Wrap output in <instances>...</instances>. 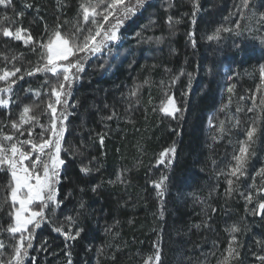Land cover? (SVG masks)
I'll return each mask as SVG.
<instances>
[{"label":"trees","instance_id":"16d2710c","mask_svg":"<svg viewBox=\"0 0 264 264\" xmlns=\"http://www.w3.org/2000/svg\"><path fill=\"white\" fill-rule=\"evenodd\" d=\"M82 2L12 0L9 8L24 13L23 16L14 13L13 21L22 22L23 29L31 32L34 41L46 42L47 36L57 25H61L62 33L74 30L78 20L82 21ZM218 3L222 7L227 5L224 0ZM28 4L32 7H25ZM197 4L201 13L206 0H145L136 15L129 17L119 27V39L110 42L101 52L88 56L78 78L70 86L65 84L61 90L70 94L62 96L61 104L56 108L59 114L64 112L67 116L68 131L64 141L72 140L74 146H69L72 151L63 154L64 167L58 174V183L54 185L56 202L54 206L49 205V209H44L48 219L41 222L40 229L29 227L33 247L28 250L24 264H69V261L71 264H136L151 247L155 253L159 248L160 255L165 257L159 264H174L171 257L178 253V245L184 255L189 256L187 259H190L189 245L191 243L196 247L199 240L195 237L196 231H189V222L200 218L195 210L190 209V190L203 188L201 183L208 180L211 163L221 161L222 151L217 146L213 148L207 145L208 124L212 119V107L220 99L218 87L222 75V71L215 72L213 68L210 71L205 58L207 47H204L203 18L211 14L213 16V13H206L195 22V31L193 35L189 34L190 37L187 36V21L176 23L171 20L169 23L168 12L174 6L173 11L177 13L184 8L185 11L191 10V5ZM154 18L157 19V25L152 30L160 32L155 33L149 41L145 39L148 35L142 30L148 28ZM0 27L13 30L8 24ZM145 45L148 48L143 49ZM18 46L14 40L4 37L0 32L1 69L11 66V70L19 67L21 72H25L38 64L43 66L46 62V58L41 59L40 54L44 50L39 47L32 52L33 60L29 57L17 58L14 48ZM241 51L247 60L256 58L264 65L256 49L245 45L239 53ZM76 59L78 57L69 58L70 61ZM234 60H222L221 70L229 68V72L234 73ZM190 63L195 78L189 100L180 107L182 113L177 116L180 123L176 127L171 123V127L167 128L164 119L153 110L158 96L156 86L167 70L166 79L176 89L180 83L185 82ZM24 77L27 83L43 88L40 99L31 104V112L39 117L38 123L45 124V127H34L32 139H41V133L43 139H47L51 112L47 104L55 100L52 87L57 85V77L43 71L31 76L25 74ZM126 83L138 89L135 97L141 95L146 106L143 111H135L132 121L123 122L126 118L124 106L117 92ZM144 114L148 115L144 117ZM163 116L169 118L165 114ZM108 117H112L110 121ZM15 119L14 109H11L10 115L3 112L0 115V128L4 127V132L14 135V131L8 132L6 128H11ZM105 124L119 126V129L106 130ZM102 132H105L103 143L97 136ZM17 136L22 140L28 137L24 132L23 135L17 133ZM171 142H177L178 145L174 161L172 165L161 163L159 156ZM85 167L90 171L83 172L82 168ZM119 174L124 176V181L118 180ZM6 175L5 169L0 171V200L4 198L0 218L5 220L8 228L13 224L14 206L10 199L13 181ZM161 181V187L157 188L156 184ZM227 197L226 201L215 203V211H210L211 229L215 227L217 230L212 242L215 240L223 245L226 243L225 226L229 222L244 226L245 230L247 226L241 219L242 207ZM158 207L161 209L159 215ZM53 208L54 214L50 212ZM261 215L258 213L256 222H262L264 213ZM58 227L64 233L75 234L80 230L79 235L75 239H66L64 234L55 230ZM261 231L264 237V227ZM19 235L9 234L7 240L13 242V246L10 249L5 247L0 264H8L11 260ZM176 235L181 236L180 244L175 240ZM238 237L243 240L242 235ZM206 248H210V244ZM155 253L147 260L154 262Z\"/></svg>","mask_w":264,"mask_h":264},{"label":"rangeland","instance_id":"374dc122","mask_svg":"<svg viewBox=\"0 0 264 264\" xmlns=\"http://www.w3.org/2000/svg\"><path fill=\"white\" fill-rule=\"evenodd\" d=\"M181 1L184 2V0ZM218 1L219 0H206V6L201 8V13L200 9H198L196 5H191L192 9L188 11H185L186 9L184 6H182L184 9H181L177 13L173 11L175 8L174 6L173 9L168 12L171 20L176 23H185L187 21L189 24L187 33L188 37L193 35L195 31V23H193V19L195 22H197V20L199 21V19H201L206 13H213V16L211 14V17L209 16L207 18H203L205 22L202 24V30L204 34L203 37L205 40L204 47H207L205 58L207 67L210 71V68H213V71L215 70V72L222 71L223 75V77L222 75L220 76L221 84L218 87L220 99L216 101L212 107V119L208 124L209 137L207 138V145H212L213 148L214 146H217L222 149L220 156L221 161H215L214 163H211V173L208 175V180H204L201 183V187L203 188H193L190 190L191 196L188 199L190 209L195 210L197 216L200 218L198 221L191 220L189 222V227L191 229H189V231H191V233L196 231L197 235L195 234V237H197L199 241L196 242V247H193L190 243V259H187L189 256H185L178 245V253L175 255V257H171V260L173 259L172 263L175 261L174 264H219V262L227 256L226 249L229 246L232 236L236 237L237 244L239 245L238 250L240 257L238 260H231L230 264H261L257 257L264 255V237L261 236V230L264 227V217L262 220L263 223H258L255 221L259 213L258 202L264 201V191H261V189H264V174H260V169L264 168V115H261L259 110H254L252 112L248 111V108L252 107L253 99H255L257 104H259L260 99L264 97V77L261 76L260 72V69L264 67V65L256 58L247 60L245 58V53H242V51L240 52L241 54L239 53L240 49H242L245 45L250 46L251 48L256 49L257 52L261 54L262 60H264V0H248L247 8L242 6L243 0H224L227 4L224 7L219 6ZM14 13L20 16L19 10L14 11L13 7L9 8L0 6V26L2 24H8L13 28V30H15L16 27L24 28L22 22L13 21L12 17H14ZM215 13H217V16ZM5 16L8 17V19H5ZM156 23L157 19L154 18L149 24L148 28L146 27V29L142 30L145 35H148L145 39L150 41V38H153L155 33L160 32L154 31V29L152 30V27L157 25ZM236 25H239L240 27L237 28ZM1 28L2 27H0V29ZM223 28H228L231 30L221 31L219 39H209V37L214 36L217 29ZM27 33L31 34V32L28 30ZM27 33H24L23 35L26 37ZM190 33L191 35L189 36ZM8 38L12 39L11 37ZM14 41L17 45H19L17 48H14L17 52V58L19 56L20 58L29 57L31 60L34 59V54L32 52H35L36 50H32L31 44L25 46L23 40ZM157 42H159V40ZM142 44L148 43L143 42ZM142 48L146 49L148 46L145 45ZM27 53H29V55ZM227 58L235 59L233 66L234 73L229 72V68L221 70V61ZM59 63L65 64L67 61H59ZM191 66L192 64L190 63L185 82L182 84L180 83L176 89H173L169 81L166 79V75L168 74L167 70H165L166 75L160 77V80L156 86L155 90L158 93V96L155 100L156 103L153 107V110L158 114L159 117L161 116L160 118L162 120L164 119L163 121H165L167 128L171 127V123H173L175 127L180 123L177 116L179 113H182V110L176 113L175 118L169 116V118L165 119L163 116L164 113L160 111V108L162 107L163 103H166V100L169 96L174 98L178 108L184 106L187 103L195 78V76L193 77L192 74L193 70H190L192 68ZM1 67L2 66L0 63V69ZM4 69L11 70V66L7 68L4 67ZM19 75L20 73H17V76ZM11 79L15 80V83L11 85V97H8V93H0V98L8 99L7 105H0V115L3 112H7L10 115L11 109H14L16 113L15 121H19L23 108L25 106H29L31 108V104L40 99L42 87L39 86V88L32 85L31 83H27L25 81V77L22 80L17 79L16 77H12ZM1 85H5L4 87H7V82L0 81V87ZM229 88H232L231 92L228 91ZM133 90H135V88L128 83L122 84L121 88H118L117 96L119 97V101H121L122 106H124L123 113L126 117L122 120L123 122L129 120L132 121L135 111H143V107L146 106L143 103L144 100H141L140 98L141 95L138 97L131 95ZM36 92H39L38 96L35 94ZM155 97L156 96L152 97V99ZM237 109H240V111H237ZM29 115L35 116L31 111ZM59 115L60 114L57 111V129L60 127ZM147 115L148 114H144V117ZM237 119L240 121L239 125L235 124ZM253 122L257 128V132L253 137L254 142L250 144L251 151H249L250 156L247 160L245 175L240 177L238 181L234 182L233 189L235 190L229 192L227 179L231 177L227 175L228 165L235 163L233 160V155L239 148L240 142L246 141V130ZM221 125H223L225 129L224 133H221L220 131ZM27 126L28 125L26 124L23 126V128L27 129ZM63 126L65 131L63 140L61 142V159H63L64 152L69 153L68 151H72L69 146H74L72 140L68 139V142L64 141L65 138H67L68 131L66 120L63 121ZM47 127H50V124H47ZM3 128H0V137H2L4 134H7L4 132L5 130ZM6 129L8 132L9 130L14 131V136H17L18 132L12 129V127ZM104 129L115 131L119 129V126L117 127L112 124H105ZM24 133L28 135L26 131ZM97 136L98 139H101V137L104 139L105 132H102L101 134L99 133ZM48 138H51L50 132L48 134ZM19 139L22 140L21 138ZM67 145L70 150L67 149ZM173 146L175 147L176 151L178 148L177 142H171L167 146V150L171 149ZM174 156L175 153L173 154L168 152V155L163 157V163L168 162L166 164L172 165ZM161 158L162 157L160 154L159 161H161ZM41 159L47 160V157L43 156ZM25 163L27 164L28 162L26 161ZM63 167L64 164L59 167L58 174L59 172L61 173ZM37 168H39V166H37ZM4 169L5 172H7L6 176L11 178L10 170H8L6 165L0 167V171H4ZM157 174H155V177H157ZM118 180L124 181V176L119 174ZM249 194H251L253 197L251 202L246 200V196ZM226 195H228V197ZM226 197L234 199V203L242 207L241 219H243L244 223H247V226L245 230L244 226L239 227L234 222H229V224L225 226L226 243L223 245L222 242L216 243L215 240L212 242V240L215 238V235L217 234V230L215 227L211 229L212 221L210 219V211L215 208V203L222 200L226 201ZM38 203L39 202L32 205L33 209L38 208ZM54 203H50L49 205L54 206ZM3 204L4 198L1 197L0 213L4 208ZM18 207V204L14 206L13 223L15 208ZM229 209L231 208H227V210ZM160 211L161 209L158 207V215ZM227 216H229V214ZM197 225H199V227H197ZM233 226L238 227L239 231L235 233L230 232V229ZM40 228L41 225L38 229ZM9 234L11 235V233L7 231L5 220L0 218V242L3 244V247L0 248V257L4 256L5 247L6 249H10V247L13 246V242H9L7 240L9 238ZM211 234L213 235L212 237H210ZM238 235H242L243 240H241V237H238ZM175 240H177V244H180L181 236L176 235ZM208 244H210V248H206ZM242 250H244L243 261ZM154 253L155 249L153 247L146 250L143 253L141 260L136 264H156L155 260L154 262L153 260H147L153 256ZM244 255H247V257L245 258ZM164 258L165 257L161 255V260L159 263L163 262Z\"/></svg>","mask_w":264,"mask_h":264},{"label":"snow or ice","instance_id":"6c2138e0","mask_svg":"<svg viewBox=\"0 0 264 264\" xmlns=\"http://www.w3.org/2000/svg\"><path fill=\"white\" fill-rule=\"evenodd\" d=\"M144 2L145 0H83L80 5L82 21L78 20L74 30L70 33H62L60 31L61 25H57L47 36L46 42L34 41L31 34L27 33V30L22 27H18L15 30L8 27L0 29L4 37H11L18 41L23 40L25 46L31 44L33 51L37 47L44 50L40 55L42 60L46 58L43 66L38 64L32 69L25 70V72H21L19 67H14L12 70L0 69V81L7 82V87H0V93H8L10 98L11 85L15 83V80L11 78L16 77L22 80L25 74L31 76L36 72H50L57 77L58 81L57 85L52 87V94L55 96V100L47 104V108L51 110L50 128L47 129L51 133V138L43 139V133H41V139L36 141L32 139L33 128L39 126L43 129L44 125L38 123L39 117L29 115L31 111L29 106L23 108L19 121H14L11 124L12 129L21 135L26 131L28 137L24 140H20L19 137L12 134H4L0 137V167L6 165L8 170H10V175L14 182L11 186L10 199L13 206L19 205L18 208H15L14 223L7 228L9 233L20 234L8 264H24V260L28 256V250L33 247V237L29 226L39 228L41 222L48 219L44 209H49V204L56 202L54 185L58 183V169L64 164V160L60 158V152L65 131L63 121L67 119L65 113L61 112L59 115L60 127L57 129L56 105L61 104L62 96L70 94L61 90L65 88V84L70 86L72 81L78 78V74L84 70L83 62L88 56L101 52L110 42L119 39L117 35L119 27L129 17L136 15ZM11 5L12 0H0V6L9 7ZM247 5L248 0H243L242 6L247 8ZM25 7L31 8L32 5L28 4ZM196 7L198 8V4ZM23 14V12L19 13L20 16H23ZM5 19H8V17L5 16ZM169 23H171V17H169ZM193 23H195L194 19ZM82 24L88 25V27L85 28ZM105 25H107V28ZM236 27L239 28L240 26L236 25ZM230 30L228 28L217 29L214 36L209 37V39H219L221 31ZM24 33H27L26 37L23 35ZM73 56L78 57V59L70 61L69 58ZM5 59L7 60V57ZM13 60H15V57H13ZM59 61H67V63L61 64ZM260 72L261 76L264 77V67L260 69ZM17 73H20V75L17 76ZM228 91L231 92L232 88H229ZM137 92L138 89L133 90L131 95L136 96ZM35 94L38 96L39 92ZM7 103L8 99L0 98V105H7ZM254 110H259V113L264 115V97L260 99L259 104L253 99L252 107L248 108V111L252 112ZM160 111L175 118L176 113L181 111V109L176 106L174 98L169 96ZM237 111H240V109H237ZM111 118L108 117V119ZM239 123L240 121L237 119L235 124L239 125ZM26 124L29 127L24 129L23 126ZM220 131L221 133L225 132L223 125H221ZM256 132L257 128L253 122L246 130V141L240 142L239 148L233 155L235 163L228 165L227 175L231 177L227 179L229 192L235 190L233 189L234 182L245 175L247 160L250 156L249 147L254 142L253 137ZM100 142L103 143V137H101ZM168 152L174 154L175 147L173 146L171 149L161 153V163H163V157L167 156ZM43 156H46L47 160L41 159ZM26 161L28 162L27 164L25 163ZM82 171L87 173L90 169L85 167L82 168ZM260 174H264V168L260 169ZM162 183L163 181L156 184V187L160 188ZM261 191H264V189H261ZM252 199L251 194L246 196L247 201L251 202ZM37 202H39L38 208L33 209L32 205ZM81 207H83V204ZM258 210L264 213V201L258 202ZM50 212L54 214V208L50 209ZM55 230L64 234L66 239H75L80 231L78 230L75 234H72L71 232L64 233L63 229L59 227ZM237 231H239V228L236 226L230 229L232 233ZM25 241H27L26 244ZM2 247L3 244L0 242V248ZM238 248L236 237L232 236L226 249L227 256L219 264H230L231 260H238L240 257ZM257 259L260 260L261 264H264V255L258 256ZM154 260L156 264H159L161 260L159 248H157L154 255ZM69 264H71L70 261Z\"/></svg>","mask_w":264,"mask_h":264},{"label":"water","instance_id":"95a60500","mask_svg":"<svg viewBox=\"0 0 264 264\" xmlns=\"http://www.w3.org/2000/svg\"><path fill=\"white\" fill-rule=\"evenodd\" d=\"M262 213L259 211V215H261Z\"/></svg>","mask_w":264,"mask_h":264}]
</instances>
